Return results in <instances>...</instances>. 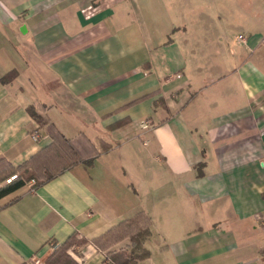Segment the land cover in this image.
<instances>
[{"label":"crops","instance_id":"crops-1","mask_svg":"<svg viewBox=\"0 0 264 264\" xmlns=\"http://www.w3.org/2000/svg\"><path fill=\"white\" fill-rule=\"evenodd\" d=\"M30 106L81 162L0 200V264H50L73 234L61 264H109L91 240L139 211L137 264H264V0H0L14 168L53 141Z\"/></svg>","mask_w":264,"mask_h":264},{"label":"trees","instance_id":"trees-1","mask_svg":"<svg viewBox=\"0 0 264 264\" xmlns=\"http://www.w3.org/2000/svg\"><path fill=\"white\" fill-rule=\"evenodd\" d=\"M2 82H4L3 79ZM137 101L139 100L129 103L126 107L135 104ZM27 111L39 124V127H46L53 141L49 146L41 149L36 157L34 156L27 164L22 166L14 168L4 159H0V200L16 192L29 181H33L31 190L34 191L65 169L81 162V158H78L79 155L77 156L78 153L73 145L65 140L52 125L47 126L36 111V107L30 106ZM150 225L149 216L144 211H139L134 216L119 221L102 235L93 238L91 244L102 253H107V256L105 254V261L109 264H137L149 257V252L143 248V242L150 236ZM126 239L130 243L129 253L119 254V257L112 256L108 259L107 257L110 254L108 251ZM75 241L76 237L73 234L62 245L55 248L47 261L54 264L52 260H55L54 258L59 255L58 264H61V258L69 262L66 252L74 245Z\"/></svg>","mask_w":264,"mask_h":264},{"label":"built area","instance_id":"built-area-1","mask_svg":"<svg viewBox=\"0 0 264 264\" xmlns=\"http://www.w3.org/2000/svg\"><path fill=\"white\" fill-rule=\"evenodd\" d=\"M98 10V6L95 5H89L83 9H81V14L85 19H90L95 12ZM237 39L239 41H244V38L242 36H238ZM31 139L33 141H37L39 139V134L36 132L31 134ZM26 264H46V261L38 254L33 255L31 258L28 259Z\"/></svg>","mask_w":264,"mask_h":264},{"label":"rangeland","instance_id":"rangeland-1","mask_svg":"<svg viewBox=\"0 0 264 264\" xmlns=\"http://www.w3.org/2000/svg\"><path fill=\"white\" fill-rule=\"evenodd\" d=\"M74 243L76 244V243H79V242H78L77 239H76V241H75Z\"/></svg>","mask_w":264,"mask_h":264}]
</instances>
